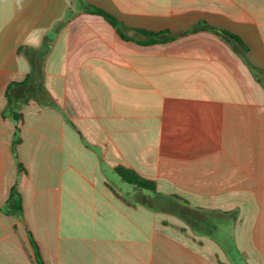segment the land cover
Listing matches in <instances>:
<instances>
[{
    "label": "crops",
    "instance_id": "crops-1",
    "mask_svg": "<svg viewBox=\"0 0 264 264\" xmlns=\"http://www.w3.org/2000/svg\"><path fill=\"white\" fill-rule=\"evenodd\" d=\"M85 5L141 41L128 29L205 21L238 36L247 62L207 31L123 40ZM44 47L55 107L30 100L15 124L6 89ZM117 167L199 197L187 205L210 218L151 209ZM14 186L23 220L2 211ZM28 232L44 264H264V0H0V264H37Z\"/></svg>",
    "mask_w": 264,
    "mask_h": 264
},
{
    "label": "trees",
    "instance_id": "trees-1",
    "mask_svg": "<svg viewBox=\"0 0 264 264\" xmlns=\"http://www.w3.org/2000/svg\"><path fill=\"white\" fill-rule=\"evenodd\" d=\"M84 12L103 18L118 32L123 40H131L136 44L144 46L172 42L177 38L200 31L211 32L214 35L218 36L223 43L230 45L236 52L240 53L242 59L247 62V58L245 56L247 53V49L238 36L230 33L227 30L211 27L205 21L197 22L196 25L192 26L190 29L182 33H171L168 30L147 31L142 29H128L130 31H133L135 34L143 36L144 40L141 41L136 39L135 37L126 36L123 33V30L126 29L125 26L108 12L92 5H85ZM46 50L47 48L44 47L42 48V50L35 51V53L29 57L31 66L30 73L22 82H12L6 89L7 104L3 112V116L9 118L15 124H17L21 119L20 109L22 105L26 104L30 100L35 101L40 107L43 108L55 107L54 100L44 86L42 60L46 54ZM19 51L24 53L26 50L21 48L19 49ZM20 142L21 139L19 137V129L16 128L14 139L12 142V154L14 155L15 159H17L16 147L20 144ZM17 165L18 170L22 171V165L20 163H18ZM115 171L123 181L135 187L137 190H145L151 192V205H153V203L158 204L157 207L151 206V209L158 210L157 208L161 207L168 208V212H172L181 217L183 216L184 219H192L198 215L203 218V214L194 209H191L186 202H181L177 197L167 198L166 196L158 194L156 192V184L153 181L143 179L139 177L134 171L123 167H117ZM158 198H161L162 201L158 202ZM175 205H181L185 207L186 212L182 213L179 211H175ZM2 211L8 215L16 216L19 220H23L22 198L15 186L11 189L9 198L2 207ZM28 236L30 244L36 256L37 264H44L40 258L38 246L29 232Z\"/></svg>",
    "mask_w": 264,
    "mask_h": 264
},
{
    "label": "rangeland",
    "instance_id": "rangeland-1",
    "mask_svg": "<svg viewBox=\"0 0 264 264\" xmlns=\"http://www.w3.org/2000/svg\"><path fill=\"white\" fill-rule=\"evenodd\" d=\"M183 198V197H182ZM199 197H191V199H189L188 197H186V199L184 198V199H182L184 202H186V203H192V202H194V201H196L197 199H198ZM189 200H190V202H189ZM152 207H157L158 206V204H155V203H153V205H151ZM201 214H203V215H206L207 217H209L210 218V210L209 211H203V212H201ZM151 219H152V214H151ZM155 219H158V218H155ZM162 219H174V218H172V217H162ZM172 221H174V220H172ZM169 226H171V228H173V230H184V231H188L189 229L188 228H186V227H184V226H180V224H168ZM180 227H184V228H180Z\"/></svg>",
    "mask_w": 264,
    "mask_h": 264
}]
</instances>
